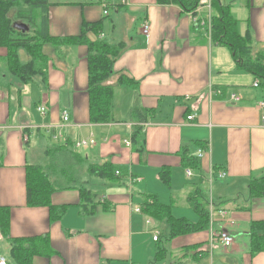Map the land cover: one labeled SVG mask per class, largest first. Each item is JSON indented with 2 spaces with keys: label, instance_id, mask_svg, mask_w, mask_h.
Instances as JSON below:
<instances>
[{
  "label": "crops",
  "instance_id": "crops-1",
  "mask_svg": "<svg viewBox=\"0 0 264 264\" xmlns=\"http://www.w3.org/2000/svg\"><path fill=\"white\" fill-rule=\"evenodd\" d=\"M47 1L50 37L78 36L84 23H94L90 40L125 48L107 80L114 96L105 123L90 120L86 44L62 46L60 57L47 58L46 78L24 82L8 66L0 74V256L7 264H264V250L251 251L249 237L251 222L264 219V197H249L251 180L264 170V87L254 86L259 78L228 45L194 23L196 10L209 11V0H186L193 10L179 0ZM215 1L229 5L253 58L264 61V0ZM211 6L216 14L213 0ZM16 23L30 31L26 20ZM6 54L0 46V57ZM120 73L136 84H118ZM135 106L145 110L144 122L131 119ZM67 141L87 163L109 162L119 174L106 178L84 167L82 188L55 189L50 204L30 203V169L48 163V146ZM83 187L97 194L91 214ZM196 201L209 212L207 227L171 237L158 203L198 223ZM185 203L196 215L176 214ZM211 220L234 235L230 248L211 243ZM17 241L24 246L14 249Z\"/></svg>",
  "mask_w": 264,
  "mask_h": 264
},
{
  "label": "trees",
  "instance_id": "trees-1",
  "mask_svg": "<svg viewBox=\"0 0 264 264\" xmlns=\"http://www.w3.org/2000/svg\"><path fill=\"white\" fill-rule=\"evenodd\" d=\"M180 4L188 10H193L195 6L189 7L186 0H179ZM214 9L217 13L213 14V39L219 43L226 44L230 47L236 56L238 64L252 72L260 80V85L264 87V61L261 58H253L252 49L246 43V39L239 34L237 30V21L232 16L229 5L221 4L213 0ZM48 1L47 0H0V46L8 50L6 59L8 60L9 70L19 77L24 82L32 81V74H40L35 63L41 67L45 64L47 56L41 52V46L48 42H57L59 47L76 44L88 45V70H89V111L90 120L92 122L105 123L112 118L111 108L114 96V86L107 83L109 77L113 74V63L115 59L125 48L123 42L111 43L104 38H98L92 41L88 38L87 33L95 28L94 23H84L81 32L78 36L71 37H50L48 33ZM13 8L17 9V15L30 24V28H37L36 35L43 42L38 41L35 37H12V31H18L23 35L28 32H23L17 29L11 22L10 12ZM30 8L33 14L25 13L26 9ZM17 32V33H18ZM33 42L40 43L36 46ZM26 48L36 51L31 61L23 63L19 61L17 49ZM43 48V47H42ZM40 50V51H39ZM257 57H261L257 55ZM36 60V61H35ZM43 78L45 77L42 73ZM118 84L129 83L136 84L133 79H130L125 73H120L117 78ZM264 89V88H263ZM131 119L138 123L146 120L145 110L135 106L132 110ZM140 128H136L139 132ZM137 133H135L136 135ZM134 135V136H135ZM72 141H67L61 144L48 146V163L43 165H34L28 173V200L30 203H48L50 204V195L55 189L81 187V175L84 171L91 175L111 178L116 173L111 163H87L86 159L78 154L71 147ZM184 160L190 161L191 165H197V158L183 153ZM195 159V160H194ZM264 171V170H263ZM262 171V172H263ZM164 179L168 178L166 169L161 171ZM82 194H86L82 200L86 202L84 209L87 213L94 212L96 207V193L83 187ZM249 197H264V178L254 177L249 185ZM158 211L162 212L167 217L171 224V237L185 234L191 231L204 229L208 225V211L202 209L199 202H194L196 211L200 215V222L193 223L184 217H174L169 206L158 203ZM54 208L53 206L51 207ZM155 214V213H154ZM53 215L57 217L54 211ZM157 215V214H155ZM4 224V223H3ZM250 250L253 252L264 250V219L254 220L251 222L249 229ZM45 238V237H42ZM19 240V239H18ZM24 243L17 241L14 249L22 248Z\"/></svg>",
  "mask_w": 264,
  "mask_h": 264
},
{
  "label": "built area",
  "instance_id": "built-area-1",
  "mask_svg": "<svg viewBox=\"0 0 264 264\" xmlns=\"http://www.w3.org/2000/svg\"><path fill=\"white\" fill-rule=\"evenodd\" d=\"M209 4V5H208ZM204 6L208 7L209 11L207 12V14L203 15L202 12H198L196 10L197 13H195L193 15V20H194V23L197 25V26H200L205 35H207L209 38L213 37V13H212V6H211V0H209V2H206L204 4ZM104 14H108V7L107 5H104ZM144 34H146V36H148L149 34V27L147 24L144 25V30H143ZM260 85V81L257 79L255 82H254V86H259ZM240 97L236 94H232V100L234 102H238L240 101ZM261 107L264 108V101H261L260 103ZM38 110L40 113L42 114H46L47 113V108H46V105H40L38 107ZM62 118L64 121H68L69 120V114L67 111H64L63 115H62ZM187 118L189 120H192L195 118V115L194 114H189L187 116ZM263 119H264V116H263ZM25 139L27 140V137H25ZM117 174H119V171L116 172ZM186 173L188 176H191L192 173H193V170L191 168H187L186 169ZM212 176L215 175V171L213 173H211ZM217 176L219 178H222L225 176V172H222V171H218L217 173ZM219 212L224 216L225 215V212L226 210H221L219 209ZM152 222L151 219H147V223L150 224ZM211 243H215V242H219L224 248H230L234 242H235V237L234 235L225 227H222V228H215L214 227V223L215 221H212L211 220ZM151 225V224H150ZM153 239L155 241H158L160 239V231L159 230H155L154 231V234H153ZM0 264H7V261L4 257H1L0 256Z\"/></svg>",
  "mask_w": 264,
  "mask_h": 264
},
{
  "label": "rangeland",
  "instance_id": "rangeland-1",
  "mask_svg": "<svg viewBox=\"0 0 264 264\" xmlns=\"http://www.w3.org/2000/svg\"><path fill=\"white\" fill-rule=\"evenodd\" d=\"M12 11H13V13L11 14V17H12L11 18V22H13L15 20H22L23 19V18H21V17H19L17 15V9L16 8H13ZM30 12H31V14H33L32 9L27 8L25 13H30ZM143 30H144V27H143ZM17 32L18 31L13 30L12 34H11L12 37H17V38H19V37H35L38 41L43 42L40 39V37H38L36 35V32H38L36 27L35 28H30V31L26 35H23L20 32H18V33ZM33 43H34L33 45L36 46L35 50H38L39 48H37V47H38V45H40V43H37V42H33ZM67 46H69V44ZM67 46H63V47H67ZM59 50H63V48H60L57 42H48L47 44L43 42V45L41 46V52H43L48 57V62L50 61L51 58L60 57ZM17 52H18V55H19V61L23 62V63H28L29 61H31V59H32V57H33V55L35 54L36 51H32V50L26 49V48H20V49H17ZM7 53H8V50H7ZM61 54H63V53H61ZM6 56H7V54H6ZM6 56L0 57V74H2L6 70V66H8V60L6 59ZM35 64H36L35 68L40 70L41 73L40 74H37V73L36 74H32L33 75L32 78H35L37 76L42 78L43 77L42 73L44 74V72H45V64L42 63L41 67L38 66V63H35ZM16 76L19 77V75H16ZM43 150H44V148L40 151L42 153V155L45 154V152ZM45 151L47 152L48 148H46ZM258 177L259 178H264V171L262 173H260ZM188 207L189 206H187L186 203H185V206L184 207H180V209L176 211V214L185 215L186 212H187L188 214L191 213V214L196 215L194 208L190 209ZM189 216H191V215H189ZM190 218L192 219V217H190ZM192 220H194V219H192ZM165 232H163V234ZM164 237H165V234H164Z\"/></svg>",
  "mask_w": 264,
  "mask_h": 264
},
{
  "label": "water",
  "instance_id": "water-1",
  "mask_svg": "<svg viewBox=\"0 0 264 264\" xmlns=\"http://www.w3.org/2000/svg\"><path fill=\"white\" fill-rule=\"evenodd\" d=\"M15 27L17 29H21L23 32H25V31H27L29 29V27L26 24H24V23H16Z\"/></svg>",
  "mask_w": 264,
  "mask_h": 264
}]
</instances>
